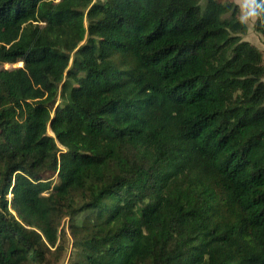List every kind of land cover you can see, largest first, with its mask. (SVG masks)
I'll return each mask as SVG.
<instances>
[{"label":"trees","instance_id":"obj_1","mask_svg":"<svg viewBox=\"0 0 264 264\" xmlns=\"http://www.w3.org/2000/svg\"><path fill=\"white\" fill-rule=\"evenodd\" d=\"M90 2L0 0V264H47L80 214L71 264H264V61L238 5Z\"/></svg>","mask_w":264,"mask_h":264},{"label":"rangeland","instance_id":"obj_2","mask_svg":"<svg viewBox=\"0 0 264 264\" xmlns=\"http://www.w3.org/2000/svg\"><path fill=\"white\" fill-rule=\"evenodd\" d=\"M97 1H103V0H91L90 5ZM222 1L223 3L233 2L237 4L239 7L238 16L239 18H241L243 11H244L243 0H222ZM80 8H84V10H86L88 6L87 7L80 6ZM254 24L255 22L246 25L247 31H246V34L242 36V38L250 42L251 44L255 45L260 50L263 56V61H264V38L254 30ZM85 25H86V21H85ZM84 42L85 41H83L81 44H84ZM72 56H75V53H73ZM19 66H22L21 62L20 64L18 62L15 64H5L4 65V67L8 69L19 67ZM71 66H72V61L69 64V67ZM58 103H59V100H56V102L52 105L56 107ZM48 133L52 135L50 130H48ZM48 179H52L54 183L57 182L56 174H53ZM86 221L87 220H85V215L83 214L76 216V218L73 220L65 219L63 221L62 226H64V232H65L64 242L62 243V247L60 250L55 251L54 248H51L52 253L48 254L47 264H71V262L74 261L75 259V251H74L75 250L74 248L75 238H77V235H78V238L81 237L82 226L84 225ZM73 227H77V229L75 230ZM72 230L74 233L72 232ZM75 231L77 233H75ZM85 232L86 231H83V233Z\"/></svg>","mask_w":264,"mask_h":264},{"label":"clouds","instance_id":"obj_3","mask_svg":"<svg viewBox=\"0 0 264 264\" xmlns=\"http://www.w3.org/2000/svg\"><path fill=\"white\" fill-rule=\"evenodd\" d=\"M244 11L240 23L247 25L264 20V0H243Z\"/></svg>","mask_w":264,"mask_h":264},{"label":"water","instance_id":"obj_4","mask_svg":"<svg viewBox=\"0 0 264 264\" xmlns=\"http://www.w3.org/2000/svg\"><path fill=\"white\" fill-rule=\"evenodd\" d=\"M56 102V100H53L51 104H54Z\"/></svg>","mask_w":264,"mask_h":264}]
</instances>
